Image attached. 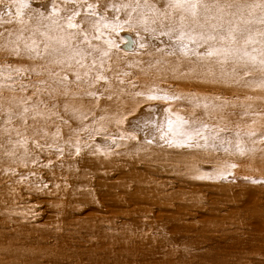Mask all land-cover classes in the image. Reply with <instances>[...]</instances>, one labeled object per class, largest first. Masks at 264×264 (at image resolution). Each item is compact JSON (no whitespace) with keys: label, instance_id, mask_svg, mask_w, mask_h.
<instances>
[{"label":"snow or ice","instance_id":"1","mask_svg":"<svg viewBox=\"0 0 264 264\" xmlns=\"http://www.w3.org/2000/svg\"><path fill=\"white\" fill-rule=\"evenodd\" d=\"M125 29L135 32L141 54L152 56L143 50L154 48L157 58L149 67L264 91V0H106L103 4L100 0H47L39 6L32 0H0V54H5L0 55V155L7 164L5 174L17 175L19 182L28 181L36 173L20 175L17 168L30 164L51 167L52 155L62 160L66 154L80 156L86 148L94 155L107 156L119 146L117 140L137 139L135 131L110 133L113 121L108 109L97 116L94 109L84 110L82 103L71 108L80 126L70 128L65 137L62 128L68 120L56 111V104L49 106L45 101V96L55 99L62 95L67 112L69 99H87L99 107L101 99L119 101L128 94V85L138 88L129 71L113 68V57L123 40L120 33ZM149 40L156 44L150 45ZM6 56L27 57L32 63L13 65ZM185 64L187 71H181ZM33 76L42 78L33 82ZM5 92L10 95L5 97ZM131 94L145 101L182 99L155 85ZM189 103L202 108L209 119L216 113L219 120L225 119L220 113L231 104L219 96L201 100L194 95ZM241 107L246 115L251 105ZM164 112L163 123L148 120L141 130L150 129L154 139L158 133L169 147L212 148L225 153L234 149L244 156L255 153L257 144L264 146V133L252 130L242 135L239 124L231 132L217 123L174 114L171 107ZM113 115L117 127L127 120V115ZM100 135L111 144H98ZM146 142H152L147 134ZM43 153L49 156L47 165L40 164ZM235 167L224 162L212 173L195 169L193 178L226 180ZM245 179L264 184V179Z\"/></svg>","mask_w":264,"mask_h":264}]
</instances>
